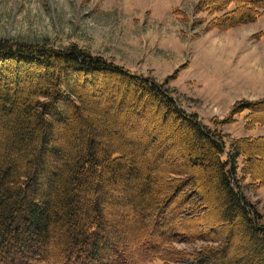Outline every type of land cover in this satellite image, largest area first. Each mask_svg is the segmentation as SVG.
Here are the masks:
<instances>
[{
    "label": "trees",
    "instance_id": "1",
    "mask_svg": "<svg viewBox=\"0 0 264 264\" xmlns=\"http://www.w3.org/2000/svg\"><path fill=\"white\" fill-rule=\"evenodd\" d=\"M199 6L221 31L264 15V0ZM245 111L247 127H264V99L233 108ZM7 117L36 133L26 138ZM158 125L162 136L151 143ZM114 131L122 145L100 142ZM169 142L175 147L165 152ZM230 146L225 161L221 135L170 91L106 59L0 43V149L17 159L0 158V264H264V225L242 196L236 166L243 156L242 176L263 185L264 136ZM162 148L168 159L152 166ZM200 164L217 183L209 196ZM212 204L229 212L221 231L205 233ZM199 241L206 244L194 252L178 248Z\"/></svg>",
    "mask_w": 264,
    "mask_h": 264
},
{
    "label": "rangeland",
    "instance_id": "2",
    "mask_svg": "<svg viewBox=\"0 0 264 264\" xmlns=\"http://www.w3.org/2000/svg\"><path fill=\"white\" fill-rule=\"evenodd\" d=\"M200 2L0 0V43L29 44L60 53L76 48L153 81L170 91L187 114L196 116L199 123L221 135L225 145L222 159L227 161L234 153L230 146L234 140L264 136V127L246 126L248 111L233 112L235 104L264 99V15L255 22L230 30L211 29V17L200 12ZM7 118L4 123L15 125L17 132H23L26 138L34 134L33 129L25 130L15 124L14 117ZM106 118L110 123L114 119L112 113ZM136 122L138 117L134 115L129 123L136 125ZM160 122L167 123L163 119ZM162 129V126H154L148 141H159ZM109 136L99 138L100 142L106 139L114 145L123 144L118 132ZM168 145L165 152L175 147L171 142ZM178 150L184 149L180 146ZM6 151L5 147L0 149V158L10 164L17 162L15 155H8ZM165 152L162 159L155 158L151 165L157 167L160 160H167ZM243 161L244 157L240 156L236 163L242 196L256 208L260 224L264 225V183L255 185L250 176H242ZM189 163L187 165L193 169ZM199 166L203 168L204 191L209 196L208 190H213L217 183L209 179L207 168ZM228 212L212 204V217L209 216L199 230L221 231L220 220ZM225 234L229 236L231 232ZM236 237L243 239V232L236 233ZM203 244L206 243H185L178 248L194 252ZM257 260L249 257L246 264H257ZM190 263L198 264V261Z\"/></svg>",
    "mask_w": 264,
    "mask_h": 264
}]
</instances>
